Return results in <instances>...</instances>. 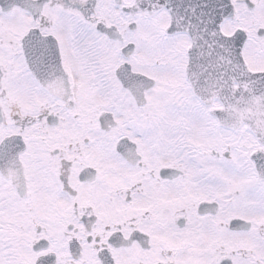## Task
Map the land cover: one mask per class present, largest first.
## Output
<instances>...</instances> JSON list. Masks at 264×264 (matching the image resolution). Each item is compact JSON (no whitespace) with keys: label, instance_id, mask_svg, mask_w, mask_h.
I'll return each instance as SVG.
<instances>
[{"label":"snow or ice","instance_id":"snow-or-ice-1","mask_svg":"<svg viewBox=\"0 0 264 264\" xmlns=\"http://www.w3.org/2000/svg\"><path fill=\"white\" fill-rule=\"evenodd\" d=\"M0 264H264V0H0Z\"/></svg>","mask_w":264,"mask_h":264}]
</instances>
